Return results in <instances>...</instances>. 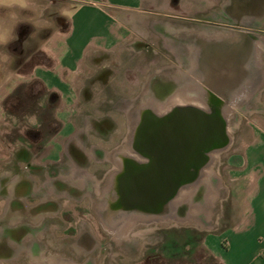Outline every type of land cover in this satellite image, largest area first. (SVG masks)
Wrapping results in <instances>:
<instances>
[{
	"label": "rangeland",
	"instance_id": "rangeland-1",
	"mask_svg": "<svg viewBox=\"0 0 264 264\" xmlns=\"http://www.w3.org/2000/svg\"><path fill=\"white\" fill-rule=\"evenodd\" d=\"M37 3L46 6L40 19L47 20L46 26H50L53 32L57 23L61 22L62 27L66 26L69 15L77 4L73 0H37ZM219 37L223 39L220 40ZM219 58L222 64H218L220 67L216 65L217 69L213 71L214 61ZM197 59L201 64L194 67ZM209 60V68L212 70L209 73L206 70L207 77L202 79V63ZM94 69L85 68L79 76L89 88V95L93 99L87 103L81 98L76 107L81 111L89 109L93 113H103V109H107L114 114L113 117L118 113L122 115L121 112L125 111L127 131L118 129L114 137L117 142L115 145L100 141L99 146L104 145L108 151L90 146L86 151L85 148L76 149L63 145V153L71 160L68 166L64 165L62 168L63 174L74 175L79 180L76 184L53 181L54 193L76 198L82 193L95 191L97 197H101L119 166L115 158L122 157V152H127V155L132 153L128 149L126 151V146L132 139L142 111L148 109L149 112L154 110L156 113H164L176 105H185L187 102L183 103V98L190 99L187 104L223 112L228 126L229 144L210 153L212 156L202 169L206 172L204 182L190 185L193 186V191L186 201L177 202L179 194L183 192L181 189L178 191L171 200V208L164 212L170 218L163 222L149 219L147 224L135 223L126 233L117 232L115 243L120 248H127V258L112 253L105 261L101 259L98 262L91 258L85 264H140L138 258L146 243L157 240L156 227H162L163 234L182 229L203 233L201 240L193 243L190 259L187 255L179 259L166 258L161 264H205L210 261V256L221 263L215 250L226 246L223 231L246 207L250 192V186L246 183L249 175L242 170L246 160L241 154L244 155L245 149L255 142L260 133H264V0H169L168 3L165 0L145 1L139 13L127 14V44L121 46L116 54L102 57L101 64L94 66ZM178 91L182 94L175 96ZM237 93H241L239 97ZM107 97L115 98L109 103ZM99 98H106L107 103L98 101ZM156 105H163V110H157ZM59 123L61 124L60 121ZM55 126L54 122H50L46 128L52 129ZM46 128L44 127L45 133ZM40 129L43 126L37 118H9L0 129V154L8 155L11 149L9 142L17 138L22 141L20 136L26 137V133L33 135V139H39L34 133ZM51 136L43 138V146ZM89 138L90 141L97 140L94 136ZM42 148L38 152L33 151L37 175L42 176L47 172L54 175L59 169L55 168V164L47 169ZM97 160L101 163H97ZM22 166L26 167L24 163ZM73 170L77 172L74 174ZM97 171L106 177L101 183L91 179ZM36 188L37 192H45L43 183L39 181ZM97 201L99 200L95 196L92 200H84L83 207L96 208ZM33 202L28 200L29 206ZM71 202L67 200L62 203L68 219L63 216L66 221L61 224L69 226L68 220H75L84 226L80 236L86 234V238L97 237L94 220H89V216L82 215L81 211L76 214ZM2 204L3 201H0V208ZM29 206H25L23 201L16 205L21 209V220L26 223H30L34 215L38 216L46 211V208L39 205L40 207L29 212ZM195 206H198L197 211ZM49 209L54 211L53 206H49L47 210ZM190 211L192 214L189 216ZM11 212L10 210L9 214ZM11 218V215L5 216L0 219V224H8ZM18 229V237L25 233L26 236L29 233L41 234L35 254L32 258L22 259L19 264H44L45 259H63L67 264H84L89 256L85 244L82 243L86 248L81 247L80 236L67 245L62 232H45L29 226ZM46 239L52 245L47 249L50 253H44L45 248H42Z\"/></svg>",
	"mask_w": 264,
	"mask_h": 264
},
{
	"label": "crops",
	"instance_id": "crops-1",
	"mask_svg": "<svg viewBox=\"0 0 264 264\" xmlns=\"http://www.w3.org/2000/svg\"><path fill=\"white\" fill-rule=\"evenodd\" d=\"M73 1L77 4L69 15L68 27H62L61 22L57 23L67 30L55 29L53 32L50 26L36 28L31 23L34 13L24 10L23 21L15 29V39L5 47L0 46V52H7L12 57L7 66L0 64V129L9 119L3 108L4 99L19 85L32 80L41 81L50 93L49 102L55 104L54 117L61 122L59 131L42 148L47 169L53 164L59 169L54 175L48 174L47 170L46 174L37 175L34 167L35 154L19 138L9 142L11 149L8 155L0 154V201H3L0 219L12 216L8 224H0V231L3 228L13 230L29 225L20 218L21 209L16 207L17 204L20 205V201L28 207V200L37 197L41 207L46 208L44 213L32 221L36 224L47 215L49 206L45 201L54 193L52 182H78L79 178L76 176L63 174L62 168L71 161L65 152L66 157L64 156L63 145L76 149L85 148L86 151L88 146L108 151L104 145L99 146L100 141L115 145L117 142L114 137L118 129L127 131L125 111L121 112L122 115L118 113L113 117L114 114L107 109H103V113H93L89 109L81 111L76 107L81 98L87 103L93 99L89 95V88L79 76L85 68L94 69V66H99L105 55L119 52L121 46L127 44V14L139 13L143 2L155 0ZM11 2L21 3L22 0ZM28 51L33 54L23 62L16 60L25 56ZM114 98L107 97V100L110 103ZM100 100L107 103L106 98H99L98 101ZM25 119H36V116H27ZM90 136L97 140L90 141ZM241 155L246 160L242 170L249 175L246 181L250 186L249 196L246 207L223 231L226 246L218 247L215 254L221 264H264V133H260L255 142L245 149L244 155ZM96 162L101 163L99 160ZM76 172L75 170L74 174ZM38 181L43 183L45 192L36 191ZM30 206L32 210L33 204ZM10 210L13 213L9 214ZM10 233L12 232L9 231L5 238L13 239ZM40 235L35 233V240H40Z\"/></svg>",
	"mask_w": 264,
	"mask_h": 264
},
{
	"label": "flooded vegetation",
	"instance_id": "flooded-vegetation-1",
	"mask_svg": "<svg viewBox=\"0 0 264 264\" xmlns=\"http://www.w3.org/2000/svg\"><path fill=\"white\" fill-rule=\"evenodd\" d=\"M218 39V38H217ZM220 40H222V37H219ZM222 46V45H221ZM219 46V48H222ZM197 55L196 53L194 54ZM204 56V55H203ZM201 58V57H199ZM209 62L207 61L204 63L203 61V69L202 74L203 78L205 79L207 77V73L211 71L212 69L209 68ZM215 68H213V71L217 69L216 65L220 67L218 64H222L221 58L215 59ZM197 64V66H196ZM194 64V67H198V65L201 64V61L197 59V63ZM207 65V67H205ZM218 71V70H217ZM185 105H191V104H185ZM177 106V105H176ZM206 110V109H204ZM208 111V110H207ZM148 113H154V112H145L144 115ZM166 113V112H164ZM164 113H154L157 115H161ZM143 115V118L145 117ZM141 120V121H142ZM139 126V125H138ZM135 138L134 141H136L139 138H145V135L139 132H135ZM134 141H133V151L132 153L127 155V152H122V157L115 158L116 164L119 165L116 169V173L112 175L111 180L108 182L106 191L103 192V195L101 197H97V193L95 191L89 192V193H82L78 197L70 198L63 194H57V193H51L47 200L45 201V204L47 203L48 206H53V209L47 210V215L42 218L41 221H39L36 224H33L32 221L34 218L37 217V215H34L33 218H31V222L29 226L36 230H43L45 232H52L53 230L56 232H62L64 235V238L66 240L67 245H70V243H73V241H76L77 237H79V233L82 232V229L84 228L83 225L76 223L75 220H68L70 222L69 226L61 224V222H65L68 218L67 214L62 209V203L66 202L67 200H71V204H73L75 207L72 209L75 211L76 214H78L79 211H81L82 215H88L89 220H94L95 227L97 228V237L93 236L92 238H86V234L84 236H80L79 242L85 244V246L88 248L86 249V252L89 256H87L84 264L89 261V259L94 258L96 261H100L101 259L105 261L109 257L110 254H115L116 256H121L124 258H127V248H120L115 243V237L117 236V232L126 233L127 232V205L132 206L134 209H139L140 211H134L140 217H146L141 222L147 224V222H150L147 217L151 214V216L155 215L156 217L163 215V208H140L134 206L132 203L127 202V179L131 177L133 172H135L139 167L145 166L151 162V157L149 154L145 152H141L137 150L134 147ZM127 151V146H126ZM210 154V153H209ZM209 158H207V161L196 171V169L191 168L189 170V181L187 184L196 181L199 177L198 172L199 170L203 169L205 165L208 163ZM105 163V162H104ZM103 163V164H104ZM106 164V163H105ZM106 170V169H104ZM105 173V172H104ZM104 178L106 179L105 175H100L99 171L93 177H91L92 181H95L97 183H101L104 181ZM95 196V199L99 200L96 202L97 207L96 208H84L83 202L84 200H92ZM102 200V201H100ZM31 201H34L33 204V210L37 209L39 205H41V202L39 198L33 197L31 198ZM86 209V210H85ZM32 212V210H31ZM60 214V215H58ZM63 216L66 218V220L63 219ZM73 221V222H72ZM156 222H161L157 219H155ZM140 222V223H141ZM24 227V226H21ZM19 227V228H21ZM44 228V229H42ZM68 230H71L68 233ZM155 236L157 237V240L154 243H146V246L144 247V251L142 252L141 256L138 258L140 264H161L162 258H163V244H164V231L162 227H156L155 229ZM11 231L10 235L14 237L13 239H7V233ZM19 229H1L0 231V264H19L22 259H29L32 258V255H34V250L36 248L37 241L35 240V233H29L26 236V233L21 237L17 236ZM37 235V233H36ZM88 235V234H87ZM89 236V235H88ZM136 236H138L136 234ZM44 238L46 236H43ZM43 243V242H42ZM52 245L50 244L49 240H44V243L42 244V248H45L44 253L51 252L50 250H47ZM41 247V246H40ZM83 248V245L81 246ZM90 254L92 256H90ZM121 257H118V259H121ZM115 262V260H114Z\"/></svg>",
	"mask_w": 264,
	"mask_h": 264
},
{
	"label": "water",
	"instance_id": "water-1",
	"mask_svg": "<svg viewBox=\"0 0 264 264\" xmlns=\"http://www.w3.org/2000/svg\"><path fill=\"white\" fill-rule=\"evenodd\" d=\"M147 113V112H146ZM137 132L145 138L134 147L149 154L151 162L127 179V202L140 208H163L189 181L209 153L229 144L226 119L216 110L177 105L166 113H148Z\"/></svg>",
	"mask_w": 264,
	"mask_h": 264
},
{
	"label": "trees",
	"instance_id": "trees-1",
	"mask_svg": "<svg viewBox=\"0 0 264 264\" xmlns=\"http://www.w3.org/2000/svg\"><path fill=\"white\" fill-rule=\"evenodd\" d=\"M66 26L68 27V22L66 23ZM54 29H60L62 31L67 30L56 24ZM32 54V51H28L25 56L16 60L23 62ZM31 61L33 62L34 59ZM49 97L50 93L43 86L41 81L32 80L29 83L19 85L3 101L4 111L9 118L11 117L19 120H25L27 116H36L41 126H43V129L34 133V135L39 137V139H33V135L30 136L29 133H26V137L20 136V139H22V141L35 152L41 150L43 146L42 140L46 135L51 136L55 134L61 127V124L53 114L55 104L53 102H49ZM50 122H54L57 126L52 129L46 128ZM44 127L47 129L46 133L44 132ZM202 237L203 233L187 229L175 231V233L166 232L164 234L162 261L166 258L171 260L176 258L179 259L185 255H187L190 259L193 253L192 250L194 249L193 243L196 244V242L200 241ZM209 260L210 261L205 264H221L215 257L210 256Z\"/></svg>",
	"mask_w": 264,
	"mask_h": 264
},
{
	"label": "clouds",
	"instance_id": "clouds-1",
	"mask_svg": "<svg viewBox=\"0 0 264 264\" xmlns=\"http://www.w3.org/2000/svg\"><path fill=\"white\" fill-rule=\"evenodd\" d=\"M46 6L37 3V0H22L21 3H13L11 0H0V46L5 47L9 42L15 39V29L23 21L22 13L24 10H30L32 15L31 23L37 27L47 25V20H41ZM12 57L7 52H0V64L7 66Z\"/></svg>",
	"mask_w": 264,
	"mask_h": 264
},
{
	"label": "bare ground",
	"instance_id": "bare-ground-1",
	"mask_svg": "<svg viewBox=\"0 0 264 264\" xmlns=\"http://www.w3.org/2000/svg\"><path fill=\"white\" fill-rule=\"evenodd\" d=\"M257 53H258V51L256 50V52H255V54L257 55ZM173 81V80H172ZM152 83H153V81H152ZM152 83H151V87H153L154 85H152ZM157 94V96H158V93H156ZM182 94V92L181 91H178L176 94H175V96L176 95H181ZM240 94L241 93H237V96L239 97L240 96ZM174 96V97H175ZM188 100V99H187ZM186 99H181V101L183 102V103H188V101L190 100H188L187 101ZM193 100H195V98L193 99ZM209 101V100H208ZM186 103V104H187ZM191 105H193V104H191ZM155 107H157L156 109L157 110H163V105L161 106V105H156ZM200 108H202V109H206L205 107H203V106H201ZM145 111H148V109L147 110H144V111H142V113L140 114V116H139V118H138V121H137V125H136V127H135V130L133 131V135H132V139L130 140V143L127 145V149L128 150H130V151H133V141H134V136L136 135L135 134V132L137 131V128H138V125H139V123L141 122V120H142V117H143V115H144V113H145ZM153 112H155L156 113V111H154V110H152ZM151 110H150V112H152ZM216 111H218L225 119H226V117H225V114L223 113V112H221V111H219V110H216ZM218 150H220V149H218ZM218 150H214V151H218ZM214 151H212V152H214ZM212 152H210V153H212ZM212 156V154L210 155L209 154V157L208 158H210ZM209 161V160H208ZM205 173L206 172H204V170H199V172H198V175H199V177H198V179L196 180V181H193V182H191V183H189V184H185V185H183L180 189L183 191L181 194H179V196H178V199H177V202L178 201H186V198H188L189 196H190V194H191V192L193 191V186L191 187L190 185H192L193 183H198V182H204V176H205ZM179 189V190H180ZM180 199V200H179ZM172 202L173 201H171V202H169L166 206H164L163 207V215L162 216H159V217H156L155 215H153V216H151V214L150 215H148L147 217H149L148 219H157V220H159V221H161V222H163L164 220H166V219H168V218H170L171 216H165L166 214H164V212L165 211H167L168 209H170L171 208V204H172ZM195 211H197L198 210V206H195ZM138 210V211H137ZM134 211H137V212H139L140 210L139 209H134L133 210V208H132V206H130V205H127V229H129L131 226H133L135 223H139V222H141L144 218H146V217H140V215H138L137 213H135ZM168 212V211H167ZM170 212V211H169ZM192 214V211H190V213L188 214L189 216ZM188 216V217H189ZM33 264H35V262H33ZM44 264H67V262L66 261H64L63 259H56V261H53V260H48V259H45V261H44ZM68 264H73L72 262H70V263H68Z\"/></svg>",
	"mask_w": 264,
	"mask_h": 264
}]
</instances>
